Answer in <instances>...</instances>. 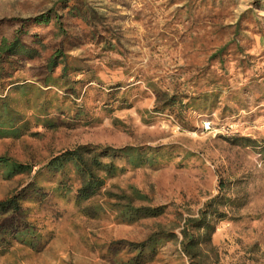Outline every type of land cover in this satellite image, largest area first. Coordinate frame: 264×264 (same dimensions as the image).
Returning <instances> with one entry per match:
<instances>
[{"label": "rangeland", "instance_id": "rangeland-1", "mask_svg": "<svg viewBox=\"0 0 264 264\" xmlns=\"http://www.w3.org/2000/svg\"><path fill=\"white\" fill-rule=\"evenodd\" d=\"M15 40L34 54L0 59V131L19 134L0 157L30 170L0 168V202L19 204L0 213V264H191L180 232L221 183L244 205L205 254L264 264V0H0V46ZM86 145L150 153L82 200L70 164L47 167ZM132 189L164 214L122 221L107 194ZM160 233L176 238L149 244Z\"/></svg>", "mask_w": 264, "mask_h": 264}, {"label": "trees", "instance_id": "trees-1", "mask_svg": "<svg viewBox=\"0 0 264 264\" xmlns=\"http://www.w3.org/2000/svg\"><path fill=\"white\" fill-rule=\"evenodd\" d=\"M34 54L33 50L24 46L19 40L6 45L3 43L0 46V59L4 56H13L16 54ZM57 62L51 61L48 66L49 71L57 67ZM24 89V88H22ZM165 106H170L172 103L169 100L165 101ZM2 115L5 119L10 118V113L7 105L1 106ZM9 135L18 137V130H9L8 132L0 131V135ZM241 145L250 144V140H239ZM244 143V144H242ZM150 150L143 151L138 148L125 147L122 149H113L111 147L101 146H79L73 150L66 151L60 156L54 158L48 164L50 171H61L66 164H70L77 174L81 187L77 190L78 198L88 200L95 196L104 187L107 180L122 174L126 169L119 167L116 164L118 157L126 159L127 163L138 168L143 165L146 160V154ZM104 160H107L104 161ZM0 168L3 170V178L10 180L11 178L24 174L30 170L29 166L18 163L7 157H0ZM229 190L226 183H221L219 193L205 203L203 209L200 211L198 218L186 219L179 242L181 252L191 264H214L209 261V257L204 252L205 247L211 245L212 235L215 232L216 225L219 222L231 219L226 209H238L244 204L238 199L229 196ZM107 196L113 201L110 204L111 208L115 210L122 221L127 223H134L144 219H154L162 216L165 207H152L144 205H136L137 201L147 200L146 196L142 195L137 189H132L129 194L121 191L119 194L108 193ZM19 208L17 199L10 198L4 202H0V213L7 211H16ZM176 236L171 233H160L149 238V244H154L163 239H175Z\"/></svg>", "mask_w": 264, "mask_h": 264}]
</instances>
